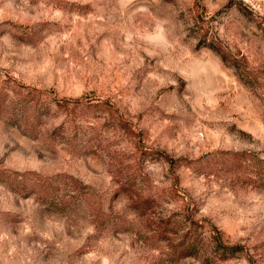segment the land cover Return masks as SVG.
I'll return each instance as SVG.
<instances>
[{
    "label": "rangeland",
    "instance_id": "374dc122",
    "mask_svg": "<svg viewBox=\"0 0 264 264\" xmlns=\"http://www.w3.org/2000/svg\"><path fill=\"white\" fill-rule=\"evenodd\" d=\"M0 264H264V0H0Z\"/></svg>",
    "mask_w": 264,
    "mask_h": 264
}]
</instances>
